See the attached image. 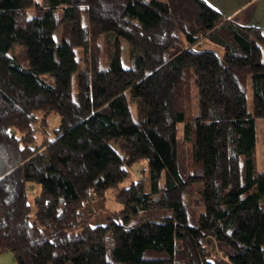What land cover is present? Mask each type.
I'll return each instance as SVG.
<instances>
[{
  "label": "trees",
  "instance_id": "obj_1",
  "mask_svg": "<svg viewBox=\"0 0 264 264\" xmlns=\"http://www.w3.org/2000/svg\"><path fill=\"white\" fill-rule=\"evenodd\" d=\"M202 40L223 56L197 50ZM258 120L264 29L204 0H0V150L18 156L0 172V254L17 264H215L220 244L231 264H264ZM143 160L148 181L132 180ZM111 190L123 208L92 226L84 210Z\"/></svg>",
  "mask_w": 264,
  "mask_h": 264
},
{
  "label": "rangeland",
  "instance_id": "obj_2",
  "mask_svg": "<svg viewBox=\"0 0 264 264\" xmlns=\"http://www.w3.org/2000/svg\"><path fill=\"white\" fill-rule=\"evenodd\" d=\"M37 1H41V0H37ZM59 33L57 34V39H59ZM128 44L125 42L124 43V65L128 66V63L126 62L129 58V50H128ZM195 48L197 50H210V51H215L217 54H219L220 56H223L224 51L222 48L210 43L207 40H202L198 45L195 46ZM79 56H82V52L79 51ZM77 81V77L74 76V82ZM193 88L188 87L186 89V106H187V117L190 118L193 114V105H194V100L192 97V93L193 92ZM248 103H249V109L251 110L252 108V104H253V98L252 95L249 94L248 96ZM60 125V118L58 117V115L56 113H53L50 118H49V127H48V132L50 134V136H54L53 134V130L58 128ZM37 137H41V133H38ZM257 137H258V144H257V166H258V170H262L264 168V120H258L257 122ZM41 139V138H40ZM8 153V152H7ZM185 157H186V151H185V145L183 143L179 144V167H180V172L181 175L185 176V170H186V163H185ZM18 160V156L13 154H5L3 150H0V172H2L5 169H8L9 167L13 166V164ZM132 180H138L141 177L145 178V180L148 181V177H149V170H148V165L147 162L145 160L141 161L140 163H138L133 169H132ZM131 183V181L126 182L125 184H123L121 187H126L129 186ZM203 185L202 184H198L196 185L194 188L198 191L200 189H202ZM117 191L111 190L108 192L107 194V199L104 200V204L106 205V211L110 214L114 213V212H118L120 211L123 207L118 204L115 201V195H116ZM34 199V195L31 194L30 196V200L31 202ZM87 212V211H86ZM102 214L97 215L96 217H94L96 220L100 219L102 216ZM101 216V217H100ZM197 222V215H196V210L192 209L189 212V225L191 226H195ZM224 246V245H222ZM219 246V247H222ZM221 250V248H219ZM219 252V251H218ZM222 257L225 256L224 253H222V251H220ZM226 258V257H225ZM212 261L216 263V261L214 259H212Z\"/></svg>",
  "mask_w": 264,
  "mask_h": 264
},
{
  "label": "crops",
  "instance_id": "obj_3",
  "mask_svg": "<svg viewBox=\"0 0 264 264\" xmlns=\"http://www.w3.org/2000/svg\"><path fill=\"white\" fill-rule=\"evenodd\" d=\"M208 5L218 11L227 21L241 27H253L264 29V0H204ZM92 209L94 216H89L86 211ZM92 226L105 225L111 218V212L106 211L104 201H96L84 210ZM102 214L100 219L94 217ZM219 256L213 258L217 264H231L227 256L231 253L230 249L217 244ZM222 246V247H219ZM221 248V250L219 249ZM220 251L225 254L222 257ZM226 257V258H225ZM213 262V261H212ZM214 263V262H213ZM0 264H17L11 253L0 254Z\"/></svg>",
  "mask_w": 264,
  "mask_h": 264
}]
</instances>
